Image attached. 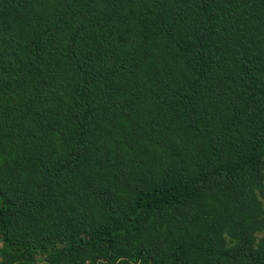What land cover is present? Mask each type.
I'll return each instance as SVG.
<instances>
[{"label":"trees","instance_id":"obj_1","mask_svg":"<svg viewBox=\"0 0 264 264\" xmlns=\"http://www.w3.org/2000/svg\"><path fill=\"white\" fill-rule=\"evenodd\" d=\"M264 0H0V264H264Z\"/></svg>","mask_w":264,"mask_h":264},{"label":"rangeland","instance_id":"obj_2","mask_svg":"<svg viewBox=\"0 0 264 264\" xmlns=\"http://www.w3.org/2000/svg\"><path fill=\"white\" fill-rule=\"evenodd\" d=\"M263 204H264V202H263Z\"/></svg>","mask_w":264,"mask_h":264}]
</instances>
